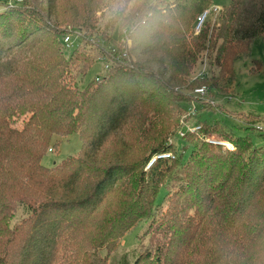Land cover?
Masks as SVG:
<instances>
[{"label":"trees","instance_id":"trees-1","mask_svg":"<svg viewBox=\"0 0 264 264\" xmlns=\"http://www.w3.org/2000/svg\"><path fill=\"white\" fill-rule=\"evenodd\" d=\"M100 2L71 1L68 18L81 43L69 56L61 49L69 31L59 26V0L0 10V71H8L0 90V264H264V143L225 130L233 147L213 144L207 137L215 127L201 118L199 129L183 136L197 139L187 160L170 140L185 124V104H203L232 81L235 61L264 37V0H232L214 27L204 24L199 33L192 23L213 0L144 3L133 17L128 57L80 86L71 80L76 61L86 57L77 48L96 47L100 59L107 53L97 39ZM24 12L31 25L18 20ZM205 58L218 71L199 78L210 84L197 96L200 82L190 76ZM77 131L82 157L45 166L52 136ZM113 136L123 148L104 166L98 156ZM168 151L175 158L146 169ZM176 162L180 182L167 187L161 205L157 197ZM18 206L26 216L11 225ZM143 221L138 246L149 236L151 247L131 263L129 253L115 251Z\"/></svg>","mask_w":264,"mask_h":264},{"label":"rangeland","instance_id":"rangeland-1","mask_svg":"<svg viewBox=\"0 0 264 264\" xmlns=\"http://www.w3.org/2000/svg\"><path fill=\"white\" fill-rule=\"evenodd\" d=\"M71 1L76 2V0H59V14L60 23L59 26H64L69 31L71 40L74 43L72 47L66 48L64 43L61 45V49L64 51L66 56H69L72 51L81 43L78 36V31L72 26L75 24L70 18L71 14ZM174 0H101L96 9V16L98 19L97 26L100 28L99 37L101 44L106 47L114 45L115 43L127 46V49L132 45V38L129 34L130 28L133 23V17L135 16V11H137L140 6L144 3L160 4L161 6H169ZM232 0H213V4L208 8L213 6L226 7L230 4ZM8 6H18V3L12 4L10 0H0V10ZM122 12L123 16L119 21L112 27H108L112 16ZM219 12L213 11L211 16L206 21V27H214ZM18 20L24 25H31L32 17L30 14L24 12L23 14L17 13ZM66 16V17H65ZM69 16V18H68ZM195 19L193 21V30L196 24ZM9 21H5L4 24ZM204 28V29H205ZM74 31V32H72ZM107 32V33H106ZM103 34H107V37H103ZM66 36V35H65ZM98 40H96L98 42ZM108 45V46H107ZM64 46V47H63ZM98 46V44H95ZM76 54H84L86 57H79L78 61L74 65L72 70V81H77L80 86H85L98 76L104 75L106 71L107 59H100V52L97 48H92L91 46L81 45L77 48ZM90 57V58H89ZM89 58V60H88ZM256 58L263 62L264 64V37L259 36L254 39L250 53L237 59L234 64L235 76L232 81L221 82L220 89L212 93L211 96H206L201 104L197 99L194 102L185 104L187 110L181 117V122H184L181 131L187 132L192 126L197 124L198 119L203 121L211 122L215 130L211 129L208 133V138L213 137L217 139H227L224 137L223 133L225 130H232L240 135L248 134L251 136L254 145H260L264 143V135H259L257 132L258 122L257 119H261L258 116L264 118V67L261 69H254V64L252 60ZM88 61V62H87ZM254 69V70H253ZM217 72L218 68L210 63L209 59L205 58V64L202 66L201 61L197 64L196 68L190 76V80H199L200 85H196L195 88H201L208 86L209 81L202 78L203 74L208 75L212 72ZM8 72V71H7ZM7 72L0 71V90L5 89L3 82L7 79ZM86 73L84 76L83 74ZM3 85V87H1ZM198 104V111L196 110V115L191 113V107ZM258 115V116H255ZM264 127V124L260 125ZM264 133V131H260ZM174 142L178 154H182V159L185 161L190 156L192 152L193 145L195 144L194 137H187L188 142L179 133L176 136L170 137V140ZM118 138L113 136L107 143L104 151H102L98 156V162L104 163V166L115 162L117 156H120L122 146L117 143ZM194 143V144H193ZM193 144V145H192ZM84 143L80 137L79 132H74L70 135H58L54 134L51 138V142L46 150V154L43 156L42 163L45 166L52 167L58 163H61L64 159L70 158H81ZM252 150V147L251 149ZM181 158V157H179ZM178 159V158H177ZM176 167L173 170V177L167 179L164 186L161 188L159 195L157 197V202L161 205L165 202V193L167 187H171V184L179 183V177H176V173L180 171L181 167L179 163H175ZM115 196V193L111 194ZM164 206V205H163ZM24 206H18L16 210L15 217L13 218L11 225L19 224L25 217ZM147 222L143 221L139 226L133 228L128 232L120 241L115 254L129 253L131 263L140 256L141 253H146L150 246L151 239L149 236L143 237L142 247L138 246V235L143 231Z\"/></svg>","mask_w":264,"mask_h":264},{"label":"built area","instance_id":"built-area-1","mask_svg":"<svg viewBox=\"0 0 264 264\" xmlns=\"http://www.w3.org/2000/svg\"><path fill=\"white\" fill-rule=\"evenodd\" d=\"M23 1L24 0H10V2L12 4L21 3ZM221 10H222V8H220L218 6H213L212 8L205 9L197 18V21L195 24V32L199 33L202 30L204 24L206 23L207 19L211 16L213 11L220 13ZM77 33H78V36L81 35L79 32H77ZM79 38H80V36H79ZM63 43H64L66 48L72 47L74 45V43L71 40V36L69 35V33L63 37ZM106 48H107V51H106L107 53L104 57L107 59L106 71H108L114 63L119 62V61L126 59L128 57L127 46L123 47V45L120 46V44H117V45L109 46ZM206 90H207L206 87L196 88L194 90V94L197 96H202L203 94H205ZM196 110L198 111V104H196V105L194 104L191 107V113L193 115H196V113H197ZM198 129H199L198 124H195V126H192L189 131H196ZM261 130L264 131V127H261ZM179 134L183 137L186 134V132L180 131ZM207 140L213 144L220 145V146L225 147L227 149H231L233 147V144L230 141H227L224 139H217V138H213V137L208 138L207 137ZM175 156H176V153H174L173 151H168V152L161 153L159 155H155L151 158V160L147 164L146 169L149 170L158 161L159 158L172 159V158H175Z\"/></svg>","mask_w":264,"mask_h":264},{"label":"crops","instance_id":"crops-1","mask_svg":"<svg viewBox=\"0 0 264 264\" xmlns=\"http://www.w3.org/2000/svg\"><path fill=\"white\" fill-rule=\"evenodd\" d=\"M217 6L220 7V8H223V7L219 6V5H217Z\"/></svg>","mask_w":264,"mask_h":264}]
</instances>
